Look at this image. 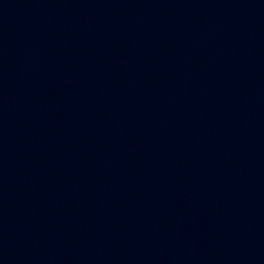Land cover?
Returning a JSON list of instances; mask_svg holds the SVG:
<instances>
[{
  "label": "water",
  "instance_id": "obj_1",
  "mask_svg": "<svg viewBox=\"0 0 264 264\" xmlns=\"http://www.w3.org/2000/svg\"><path fill=\"white\" fill-rule=\"evenodd\" d=\"M0 264H264V0H0Z\"/></svg>",
  "mask_w": 264,
  "mask_h": 264
}]
</instances>
